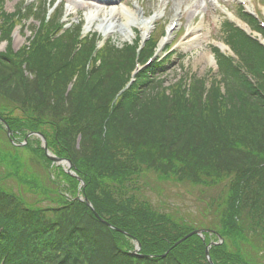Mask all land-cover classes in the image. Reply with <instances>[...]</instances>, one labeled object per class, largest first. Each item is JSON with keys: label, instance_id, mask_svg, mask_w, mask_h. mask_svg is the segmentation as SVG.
<instances>
[{"label": "trees", "instance_id": "trees-1", "mask_svg": "<svg viewBox=\"0 0 264 264\" xmlns=\"http://www.w3.org/2000/svg\"><path fill=\"white\" fill-rule=\"evenodd\" d=\"M20 9L0 10V37L8 42L0 52V115L15 140L26 129L4 116L11 109L33 116L36 124H51L61 146L53 153L73 162L85 182L83 194L98 214L136 237L141 250L132 254L128 236L100 222L84 202L65 198L54 182L40 187L26 179L27 160L43 170L47 158L41 147L31 148L27 159L17 153L0 124V168L6 174L10 163L17 166L7 174L23 177L16 179L18 189L40 198L30 203L10 183L0 182V264H208L198 236L159 256L194 228L215 230L226 240L210 249L214 264H264V97L258 90L221 63L225 95L220 100L216 82L203 98L199 79L189 102L180 84L161 91V80L152 86L135 83L114 100L124 83L122 72L132 63V47L108 42L102 63L86 72L88 48L71 57L75 30L51 39L52 22L30 8L22 19L32 16L41 24L31 27L30 44L13 51L10 33L21 22L15 18ZM231 39L242 50L248 44L259 51L262 59L250 61V67L264 83L263 51L254 42ZM148 170L160 183L214 185L217 192L198 198L201 205L185 214L172 202L154 204L146 196ZM163 223L172 231L159 236L153 228ZM211 237L206 241L216 239Z\"/></svg>", "mask_w": 264, "mask_h": 264}, {"label": "rangeland", "instance_id": "rangeland-1", "mask_svg": "<svg viewBox=\"0 0 264 264\" xmlns=\"http://www.w3.org/2000/svg\"><path fill=\"white\" fill-rule=\"evenodd\" d=\"M18 0H6L4 4L5 11L12 12L15 4ZM179 0H171L170 10L174 8V10L177 12L178 8L183 9L182 6L179 7ZM226 0H197L195 3L197 10H202L207 14V23L204 24L205 29L203 30V41L199 44H194L192 47L187 48L191 54L185 56L184 58H180L179 60L175 58L173 62V66L167 71V80L164 81V83H161V86L165 89V87L170 86V82L172 79L176 77L177 74L180 73V65L183 63L187 69L195 73L197 76H203L207 75V72L209 68H214V61H212L211 56V45L214 43L215 40L221 39V36L224 34L226 28L223 26V5L224 3L219 2H225ZM72 0H67V4H70ZM152 0H130L126 3L127 8L131 9V13L127 15L129 20L125 18L123 15L125 12L124 9L122 13H118L117 15L112 14L110 6H108L105 3H88L86 2V5H79L78 7H75V9L72 10H66L64 19L68 21H77L80 18H85L86 21V28L87 31H94L98 30L100 23L104 19L105 22H107L110 25L105 24V30L110 32L108 36L113 37L112 43L115 47L123 49L124 48H130L134 47L136 44L133 43L137 31H135V27L137 26V21H146L149 19L148 9H153ZM157 5V4H156ZM157 8V7H156ZM154 7V9H156ZM143 10L145 12H143ZM263 13H264V7H262ZM153 11V10H152ZM146 13V14H145ZM178 13V12H177ZM69 14V15H68ZM184 19H181L182 21H185V25L188 26L193 22V18L188 17V13L184 14ZM174 16L166 14V16L158 21V24L156 26L157 28H160V25H164L165 23H168L172 20ZM110 18H113L110 19ZM109 20V21H108ZM112 20V21H111ZM128 22V25H125L126 22ZM29 22V21H27ZM89 22V24H88ZM163 23V24H162ZM34 25L37 24V21L33 22ZM112 27V28H111ZM108 28V29H107ZM103 29V28H102ZM29 29L27 28H21L20 25L16 26V28L13 30L12 33V45L11 48L13 51H16L19 47H21L23 44L25 45L27 37L29 36ZM181 41H179L180 43ZM216 43V42H215ZM7 43L5 41L0 40V52H4L7 49ZM247 59H249V56H247ZM128 68L125 70L126 73ZM170 91V90H169ZM173 91V90H172ZM179 97V96H178ZM4 116L7 119L10 120H19L20 125L25 127V132L29 130H38L41 131L47 139V146L48 149L54 153H60L61 152V146L55 142L54 140V127L51 124L48 123H40L36 124V120L33 116H27L26 114L21 113L18 109H11L10 111L6 112ZM22 120L25 122H29L28 125L23 124ZM0 136H3L0 129ZM17 142L22 143V136H18L16 138ZM26 146H15V150L17 153H21L24 158H28L30 154L31 148H40V140L36 136H30L27 140ZM18 145V144H16ZM12 152V151H11ZM29 163L30 171L26 172L28 173V176L25 177L26 179H29L31 182H37L40 187H46L48 186V182H54L57 184L58 189L60 191H63V195L68 200L73 198L77 195L78 192V184L76 185L75 181L68 180L66 177L72 178L71 176L67 175L61 166L51 164V162L47 159V161H43V166L49 167L47 170V175L44 173L43 170H39L41 167L40 164L36 162H32L27 160ZM51 164V165H50ZM4 166V165H2ZM1 167V166H0ZM17 167V166H16ZM16 167H13V164H9L6 169H18ZM39 167V168H38ZM28 168V167H27ZM66 168V167H64ZM8 170H6L8 172ZM22 170V167L21 169ZM4 172V168H0V176L4 178L5 180L0 181L4 182L5 184L10 183L15 191L19 190L24 197H26L27 201L33 204L38 203L39 197L36 194H33L31 192H24L21 189H18L19 184L16 180L17 178H23L21 176L11 177ZM38 172L41 174L40 177H38ZM146 178L149 179L150 187L146 189L145 193L146 196L151 199V201L154 204H157V202L160 200V205H163V203L166 202H172L174 205V208H177V211H183L185 214L193 213L196 211L197 206L201 205L198 203V198L207 196V195H213L215 192H217L216 188L218 186L211 185V186H205L203 184H194L190 182H178L177 184L168 182V183H160L161 181L158 180L155 176V174L148 170L146 171ZM23 173V171H22ZM67 175V176H65ZM73 182V183H72ZM254 188L256 191L259 190L257 182H254ZM47 184V185H46ZM264 185V182H263ZM22 187H24L21 184ZM50 186V185H49ZM36 187V186H35ZM76 188V189H75ZM38 189V186H37ZM75 190V194H74ZM39 191V190H37ZM157 206V205H155ZM158 207V206H157ZM163 208V207H161ZM180 210H179V209ZM155 233L159 236L163 235V230H167L169 232L172 231V227L169 224H159L155 229L153 228ZM212 238L211 234L205 235V242L206 238ZM215 240V239H211ZM226 242L224 238H222V242ZM183 243V242H182ZM227 243V242H226ZM187 246V245H185ZM184 247V246H182ZM189 252V251H188ZM197 258H200V254L196 255Z\"/></svg>", "mask_w": 264, "mask_h": 264}, {"label": "water", "instance_id": "water-1", "mask_svg": "<svg viewBox=\"0 0 264 264\" xmlns=\"http://www.w3.org/2000/svg\"><path fill=\"white\" fill-rule=\"evenodd\" d=\"M0 121L3 122V124L5 125V127H6L7 130H8V133H10V129H9L8 125L6 124V121H5L4 119H2L1 117H0ZM29 135H30V134H28L27 136H29ZM37 135L40 136L41 139H42V146H43V148H44V150H45V153H46V155L48 156V158L51 159L53 162H57V163H67V172H68L69 174H72V173H71V170H70V167H71V163H70V161H69V160H65V159H60V158H58V157H56V156L51 155V154L48 152V150H47V145H46L45 137H44L42 134H40V133H37ZM72 175H73V174H72ZM78 179H79V178H78ZM79 180H80V179H79ZM80 182H81V181H80ZM81 184H82V183H81ZM84 200H85V202L87 203V205L90 207V209H91V211L93 212V214H94V215H95L100 221H102V222L105 223L108 227H110V228H112V229H115V230H117V231H120V232H122V233H125L124 231L118 229L117 227L111 225L110 223H108L107 221H105L104 219H102L101 217H99L98 214L96 213V211L94 210L93 206L89 203V201H88L86 198H84ZM204 231H205V230H203V229H195V230H192L191 232L187 233V234L184 235L182 238H180L177 242H175V243H174V246L177 245V244H179L180 242H182L183 240L187 239L188 237H190V236H192V235H194V234H197V235H199V236L202 237ZM214 244H215V242H210V243L207 244L206 247H205V256H206L207 261L209 262V264H213V262H212V260H211V257H210L209 248H210L211 245H214ZM139 248H140V247H139V243H137V248H136V250H138ZM136 250H135L134 252H136Z\"/></svg>", "mask_w": 264, "mask_h": 264}, {"label": "bare ground", "instance_id": "bare-ground-1", "mask_svg": "<svg viewBox=\"0 0 264 264\" xmlns=\"http://www.w3.org/2000/svg\"><path fill=\"white\" fill-rule=\"evenodd\" d=\"M99 1H100V0H99ZM104 1H105V0H104ZM122 11H123V8H122V10H121V13H122ZM123 13H124L123 15L125 16V18H126L127 20H129L130 18L127 17V13H125V12H123ZM125 22H126V21H125ZM128 22H129V21H128ZM128 22H126L125 25H128V24H127ZM102 23H103V21L100 23V26L102 25ZM147 25H149V23L144 22V25H143V26H144V28H143L144 31H145V29H146L145 27H146Z\"/></svg>", "mask_w": 264, "mask_h": 264}]
</instances>
